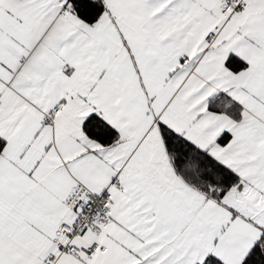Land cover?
<instances>
[{"label": "snow or ice", "instance_id": "1", "mask_svg": "<svg viewBox=\"0 0 264 264\" xmlns=\"http://www.w3.org/2000/svg\"><path fill=\"white\" fill-rule=\"evenodd\" d=\"M0 264H264V0H0Z\"/></svg>", "mask_w": 264, "mask_h": 264}]
</instances>
